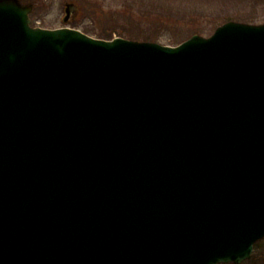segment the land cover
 Returning a JSON list of instances; mask_svg holds the SVG:
<instances>
[{
	"label": "water",
	"instance_id": "1",
	"mask_svg": "<svg viewBox=\"0 0 264 264\" xmlns=\"http://www.w3.org/2000/svg\"><path fill=\"white\" fill-rule=\"evenodd\" d=\"M28 11L0 0V264L249 259L264 25L168 48L31 29Z\"/></svg>",
	"mask_w": 264,
	"mask_h": 264
},
{
	"label": "rangeland",
	"instance_id": "2",
	"mask_svg": "<svg viewBox=\"0 0 264 264\" xmlns=\"http://www.w3.org/2000/svg\"><path fill=\"white\" fill-rule=\"evenodd\" d=\"M27 1V0H26ZM72 1L77 6L74 19L62 24L63 6ZM34 3L31 17L37 26L49 29L68 27L87 31L93 37H117L127 32L146 33L143 28L151 29L154 41L168 45L179 41L195 29H201L200 35L207 37L213 28L212 16L218 20L229 17L234 21L246 23H264V0H28ZM32 4V3H31ZM158 10L160 13H155ZM163 10V13H161ZM176 16L170 18L168 13ZM202 14V16L200 15ZM74 20V21H72ZM225 20V19H224ZM105 32V34H103ZM258 251L255 252L257 254ZM254 254V255H255ZM255 258L261 260L257 254Z\"/></svg>",
	"mask_w": 264,
	"mask_h": 264
},
{
	"label": "trees",
	"instance_id": "3",
	"mask_svg": "<svg viewBox=\"0 0 264 264\" xmlns=\"http://www.w3.org/2000/svg\"><path fill=\"white\" fill-rule=\"evenodd\" d=\"M155 13H160V11L156 10ZM161 13H163V10H161ZM169 17L172 18V17H175L176 15L172 12L168 13ZM202 15V14H200ZM207 16L209 17H216L215 15H211L210 13L207 14ZM132 26L128 27V28H123L122 30H124L122 33H120V35H126V30H129ZM152 29V28H151ZM151 29H145L143 28V30L146 32H139V30H134V32H127V36L128 38H131V39H137V40H144V41H151V40H154L151 33H148L150 32ZM200 32H203V30L201 29H195L193 31H190L189 33H187L184 37L185 38H182L181 40H184L186 39L187 37L191 36L192 34L194 33H199ZM105 34V32L103 33ZM108 38V37H107ZM180 40V41H181ZM179 39L178 40H173L172 44H177L180 42ZM256 251H258L257 254H260L262 256L261 260L259 258H255V255H253L252 259L247 262L246 264H264V243L261 242H258L256 244Z\"/></svg>",
	"mask_w": 264,
	"mask_h": 264
}]
</instances>
